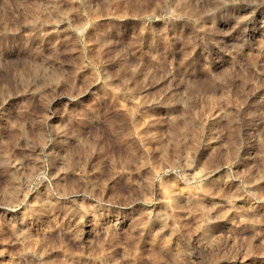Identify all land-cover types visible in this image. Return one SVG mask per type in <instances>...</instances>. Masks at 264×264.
Wrapping results in <instances>:
<instances>
[{
  "label": "rangeland",
  "instance_id": "rangeland-1",
  "mask_svg": "<svg viewBox=\"0 0 264 264\" xmlns=\"http://www.w3.org/2000/svg\"><path fill=\"white\" fill-rule=\"evenodd\" d=\"M0 264H264V0H0Z\"/></svg>",
  "mask_w": 264,
  "mask_h": 264
},
{
  "label": "bare ground",
  "instance_id": "bare-ground-1",
  "mask_svg": "<svg viewBox=\"0 0 264 264\" xmlns=\"http://www.w3.org/2000/svg\"><path fill=\"white\" fill-rule=\"evenodd\" d=\"M15 229H17V232L19 233V234H22L23 233V227L22 226H19V227H17V228H15ZM16 232V233H17ZM12 251V250H11ZM75 262V261H74Z\"/></svg>",
  "mask_w": 264,
  "mask_h": 264
}]
</instances>
